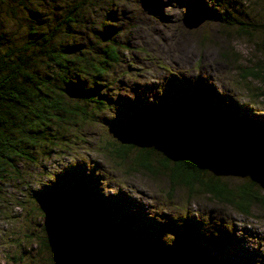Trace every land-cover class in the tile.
<instances>
[{
  "label": "rangeland",
  "instance_id": "1",
  "mask_svg": "<svg viewBox=\"0 0 264 264\" xmlns=\"http://www.w3.org/2000/svg\"><path fill=\"white\" fill-rule=\"evenodd\" d=\"M23 1L26 5L0 0V24L17 42L24 39L28 23L35 22L30 10L62 17V0ZM86 4L80 24L72 27L70 43L94 50L107 41L117 43L121 57L109 67L107 87L99 92L119 109L85 121L86 112L68 135L36 148L33 159H21L17 172L6 177L0 185V264H73L66 257L70 233L64 217L72 219L75 210L66 200L54 203L49 196L52 187L69 184L73 177L81 183L91 181L108 203L126 211L136 230L132 239L149 250L176 243L189 218L193 241L216 258L215 264H264V134H253L246 146H240L234 134L225 138L213 127L205 128L196 116L200 101L191 94L196 91L202 106L213 104L230 121L232 110L264 122V99L259 96L264 82L243 76L251 69L264 70V0ZM10 7H17L15 15ZM126 110L149 121L163 110L173 120L136 136L111 123L115 114L125 117ZM134 140L137 146L163 141L168 153L192 150L206 161L204 177L217 176L235 193L253 183L260 198L243 211L199 185H172L162 170L132 167V152L124 158L109 152L108 141ZM40 237L48 238L50 249L40 247ZM96 246L87 236L72 251L81 264H103ZM193 260L205 264L196 256Z\"/></svg>",
  "mask_w": 264,
  "mask_h": 264
},
{
  "label": "trees",
  "instance_id": "2",
  "mask_svg": "<svg viewBox=\"0 0 264 264\" xmlns=\"http://www.w3.org/2000/svg\"><path fill=\"white\" fill-rule=\"evenodd\" d=\"M18 1L26 5L23 0ZM62 1L60 19L49 18L37 8L30 10L35 22L28 23L26 35L20 42L7 35L0 24V185L7 176L17 172L21 159H33V151L45 142L57 143V138L64 133L68 135L70 126L79 124L78 120L81 122L85 118L80 116L86 112L88 118L85 121L97 119L109 109L115 110L114 113L119 109L110 106L99 92L100 87H107L104 81L109 67L118 63L121 57L117 43L107 41L95 50L92 46L82 48L70 43L72 27L80 24V16L85 14L87 4L86 0ZM10 8L15 15L17 7ZM247 75L264 82V70L251 69L243 76ZM191 94L200 101L196 116L205 128L213 127L225 138L234 134L240 146H246L253 134H264V122L232 110L228 111L232 113L230 121L217 112L213 104L202 106L196 91L192 90ZM259 96L264 99V89L260 90ZM123 114L125 117L115 114L111 123L136 136L143 135L146 130L155 131L173 120L163 110L155 116V121H149L135 111L126 110ZM108 146L109 152L117 157L124 158L132 152L134 168L162 170L172 185L180 181L187 183L190 189L199 185L219 199L234 202L243 211L250 202L260 198L253 183H247L235 193L217 176L204 177L206 161L192 150L176 149L168 153L160 140L141 146H137L135 140L108 141ZM52 188L51 201L61 203L66 200L67 206L75 210L72 219L64 217L70 233L66 237V257L73 264L82 263L72 251L73 245L79 247L87 236L96 243L95 253L103 264H195L193 256L205 264L217 261L193 241V225L189 218L183 221L176 243L149 250L132 239L136 230L129 225L130 215L115 208L112 201L108 203L91 181L81 183L73 177V182H60ZM39 244L42 249H50L47 237H40Z\"/></svg>",
  "mask_w": 264,
  "mask_h": 264
},
{
  "label": "bare ground",
  "instance_id": "3",
  "mask_svg": "<svg viewBox=\"0 0 264 264\" xmlns=\"http://www.w3.org/2000/svg\"><path fill=\"white\" fill-rule=\"evenodd\" d=\"M130 4H132V3H130ZM133 5V4H132ZM124 7H126V6H124Z\"/></svg>",
  "mask_w": 264,
  "mask_h": 264
}]
</instances>
